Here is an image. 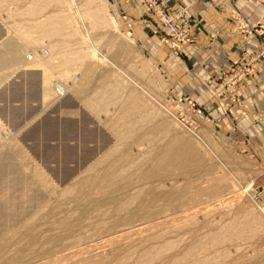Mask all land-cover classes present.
Wrapping results in <instances>:
<instances>
[{"label":"rangeland","instance_id":"374dc122","mask_svg":"<svg viewBox=\"0 0 264 264\" xmlns=\"http://www.w3.org/2000/svg\"><path fill=\"white\" fill-rule=\"evenodd\" d=\"M150 1L0 0V264H264V121L238 135L219 105L264 64L229 88L264 50V17L209 0L255 49L201 78L148 27ZM58 17L62 35L36 27Z\"/></svg>","mask_w":264,"mask_h":264},{"label":"crops","instance_id":"0c3cea01","mask_svg":"<svg viewBox=\"0 0 264 264\" xmlns=\"http://www.w3.org/2000/svg\"><path fill=\"white\" fill-rule=\"evenodd\" d=\"M166 2L171 13L179 7H187L189 10L190 18L185 24L195 35L197 45L185 47L181 54L190 62V71L194 72L196 77H210L231 62L247 59L248 57L243 56L240 50L242 45L247 52L254 51L253 44L247 42L250 39L233 32L235 25L230 19L228 9L218 8L209 0H167ZM232 2L234 5L232 9L247 15L252 23H257L264 17V9L252 1L233 0ZM240 90L245 97L235 108H228V105L221 101L219 105L225 108L226 115L231 116V112L235 114L239 123L235 132L243 135L248 129L258 130L261 122L264 121V64L260 67L257 76L241 85ZM247 121L251 123L247 124ZM256 133L264 135L263 130Z\"/></svg>","mask_w":264,"mask_h":264},{"label":"built area","instance_id":"2783aa9c","mask_svg":"<svg viewBox=\"0 0 264 264\" xmlns=\"http://www.w3.org/2000/svg\"><path fill=\"white\" fill-rule=\"evenodd\" d=\"M149 10L152 11L157 18V24L149 28L154 29V33H165L168 41L173 48L182 50L185 47H194L197 45V39L192 30L185 23L189 20V10L187 7H180L174 13L169 11L161 4V0H152L149 2ZM264 3V1H263ZM235 13V12H234ZM241 31L249 33V31H256L255 26H251L245 23L241 24ZM255 27V28H254ZM264 59V50L260 52L247 66L237 70L235 78L229 83V88H233L232 91H236L238 84L247 77L248 73L259 66Z\"/></svg>","mask_w":264,"mask_h":264},{"label":"bare ground","instance_id":"6f19581e","mask_svg":"<svg viewBox=\"0 0 264 264\" xmlns=\"http://www.w3.org/2000/svg\"><path fill=\"white\" fill-rule=\"evenodd\" d=\"M94 6V5H93ZM96 6V5H95ZM91 7L92 9L88 11V13L86 14V16L88 18H94L95 19V23H93L94 25V28L95 26H101V16L103 14V10L101 9V6H97V7ZM91 12V13H90ZM29 14L30 16L34 17L36 16L37 14H39V11L37 10V8L35 7H32L30 10H29ZM70 21L68 20V18L66 17H58L56 20H54L53 22H45V23H39V24H36V27L40 30V32H42L44 34V36L48 38V36H51V37H54V36H57V35H62L65 33L66 29L68 28V26L70 25ZM103 24V23H102ZM113 25L115 26L114 22H106L104 23V25L108 26V25ZM97 29V27H96ZM50 38V37H49ZM29 42L31 43H36L35 41L33 40H29ZM87 58V55H84V54H80V56H78L77 58L75 57V61H77V63L80 65V67H84V62H85V59ZM61 61L63 62H70L69 61V58L68 57H61ZM87 73L89 72V70L87 69L86 71ZM50 80V74L48 73V71L46 70L44 72V83L47 84ZM178 154L177 152L174 150V147L171 145L170 147L167 148L166 151H163L161 153V155H159V159L157 160V163L160 162V161H166V165L167 166H171L172 164H174V160L177 158ZM95 168V166H94ZM149 173H146L145 177L144 178H149L148 177ZM107 177H105V181H110L111 179H109L108 177L110 176V173H107L106 174ZM152 176V174H151Z\"/></svg>","mask_w":264,"mask_h":264}]
</instances>
